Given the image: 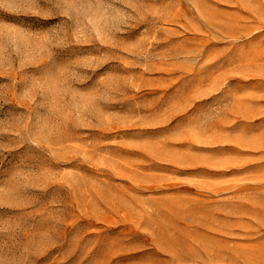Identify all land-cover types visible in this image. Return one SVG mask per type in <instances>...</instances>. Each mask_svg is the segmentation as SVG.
Wrapping results in <instances>:
<instances>
[{
    "label": "rangeland",
    "instance_id": "obj_1",
    "mask_svg": "<svg viewBox=\"0 0 264 264\" xmlns=\"http://www.w3.org/2000/svg\"><path fill=\"white\" fill-rule=\"evenodd\" d=\"M0 264H264V0H0Z\"/></svg>",
    "mask_w": 264,
    "mask_h": 264
}]
</instances>
